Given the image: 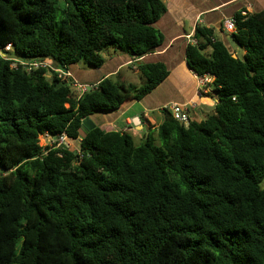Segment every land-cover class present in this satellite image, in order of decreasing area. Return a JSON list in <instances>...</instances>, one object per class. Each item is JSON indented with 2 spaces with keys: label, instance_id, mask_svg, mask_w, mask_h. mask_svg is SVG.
I'll list each match as a JSON object with an SVG mask.
<instances>
[{
  "label": "trees",
  "instance_id": "16d2710c",
  "mask_svg": "<svg viewBox=\"0 0 264 264\" xmlns=\"http://www.w3.org/2000/svg\"><path fill=\"white\" fill-rule=\"evenodd\" d=\"M165 11L162 0H0V51L11 44L0 54V264H264V9L232 15L241 58L195 26L186 64L213 77L217 102L186 126L162 108L158 144L151 128L140 142L80 129L150 93L163 62L140 63L133 92L108 76L78 96L57 77L100 67L109 47L154 51ZM42 59L50 66L20 64ZM45 132L79 138L82 157L40 145Z\"/></svg>",
  "mask_w": 264,
  "mask_h": 264
},
{
  "label": "crops",
  "instance_id": "0c3cea01",
  "mask_svg": "<svg viewBox=\"0 0 264 264\" xmlns=\"http://www.w3.org/2000/svg\"><path fill=\"white\" fill-rule=\"evenodd\" d=\"M162 1L166 5V11L154 23L163 34V42L157 49L134 57L119 48L109 47L101 53L104 61L100 67L94 68L82 63L67 67L71 75L69 79L94 85L108 76L130 85L134 83V77L140 76L137 66L142 62H163L167 67V77L142 99H129L113 112L90 115L89 118L95 126L106 130L124 131L133 138L140 137L147 133L149 128L150 132H156L162 117V108L173 103L188 105L190 120H201L205 114L212 112L217 98L210 90L202 92L195 73L186 64V35H191L197 40L193 34L196 24L201 21V25L212 28L213 31L218 29L222 34L221 40L230 51L236 53V49L225 38L224 20H230L238 11L254 13L264 9V0ZM243 53L244 51L242 55ZM124 70L130 74L122 76L121 72ZM135 83H142V80H135ZM132 118L135 119L134 122L128 124L127 121ZM130 130L133 133H130Z\"/></svg>",
  "mask_w": 264,
  "mask_h": 264
},
{
  "label": "built area",
  "instance_id": "2783aa9c",
  "mask_svg": "<svg viewBox=\"0 0 264 264\" xmlns=\"http://www.w3.org/2000/svg\"><path fill=\"white\" fill-rule=\"evenodd\" d=\"M242 13L244 14L245 12H242ZM198 24H201V21ZM225 28L230 33L234 32L235 31L234 21L232 19H230L229 22L226 24ZM186 38L188 40V43H192V44L197 43V40H195L191 35H186ZM10 49H11V44H7L4 47V50L0 51L1 56L7 58L8 57L7 52L10 51ZM9 59H12V58H9ZM20 64L23 65L27 71H29L31 69L49 67L50 61L48 59H42V60H33V61H28V62L23 61V62H20ZM11 66L14 67L15 62L12 63ZM55 71L57 72V77L60 80L71 83V86L76 91L78 96H80L85 91L92 89L95 86L94 84H81V83H78L77 81H75L73 79H71V81H69V77L71 75L68 72V70L57 68ZM195 77L197 79V82H198L202 92H207V90L211 91V88H212L211 82H212L213 77L210 74L205 73L203 75L198 76L195 73ZM191 106H193V104H191ZM165 108H168L171 111L172 116L177 121H179L180 123H182L185 126L188 124V122H189V115H188L189 106L188 105L173 103V104L165 106ZM134 120L135 119L132 118L131 120H128L127 123L131 124L134 122ZM41 137L44 140H47V142H45V144L42 146L58 147L60 145H66L70 150L75 151L79 158L82 157V152L78 148L75 147V149H71L69 147L72 142H79V138L77 140H71L67 137V135L64 132H62L56 136H51L48 132H45L43 135H41Z\"/></svg>",
  "mask_w": 264,
  "mask_h": 264
},
{
  "label": "rangeland",
  "instance_id": "374dc122",
  "mask_svg": "<svg viewBox=\"0 0 264 264\" xmlns=\"http://www.w3.org/2000/svg\"><path fill=\"white\" fill-rule=\"evenodd\" d=\"M229 22V19H225L224 20V25H223V32H224V35L226 36L225 38L228 40V42L230 43V45L233 47V48H235L236 49V56L237 57H239V58H241L242 57V49L241 48H239L236 44H234V42L231 40V37H230V33H229V31L228 30H226V24ZM214 36L216 37V36H218V38L219 39H221L222 38V34L220 33V31L218 30V29H215V31H214ZM17 58H19V57H17ZM130 74L129 72H125V70H124V72H121V75L122 76H124V75H126V74ZM46 78L48 79V80H50L51 79V73L49 72V71H47V73H46ZM138 79H141L142 80V83H143V79L141 78V76H138V77H134V83H130V85H127L130 89H131V92H133V90H134V87H138V86H140L142 83H135V80L137 81ZM137 84V85H136ZM83 132H84V128L82 127V129H80V135L81 134H83ZM130 133H133L132 132V130H130L129 131ZM141 135V134H140ZM150 135H151V137L153 138V140H154V143L155 144H158L159 143V140H158V137H157V132H155V131H152L151 133H150ZM142 136V135H141ZM135 137L134 138V140L136 141V142H140L141 140H142V137ZM45 142H47V140H44L41 136H40V144L41 145H44L45 144ZM71 149H75V147L77 148V142H72L71 144H70V146H69Z\"/></svg>",
  "mask_w": 264,
  "mask_h": 264
},
{
  "label": "water",
  "instance_id": "95a60500",
  "mask_svg": "<svg viewBox=\"0 0 264 264\" xmlns=\"http://www.w3.org/2000/svg\"><path fill=\"white\" fill-rule=\"evenodd\" d=\"M232 57L236 58V54H232ZM71 81V79H69ZM213 112H210L212 114ZM82 127L86 130H90L95 127V124L92 122V120L89 117H86L82 120Z\"/></svg>",
  "mask_w": 264,
  "mask_h": 264
}]
</instances>
